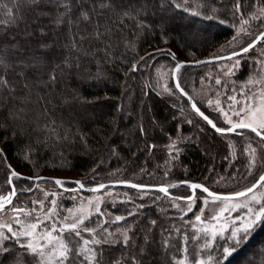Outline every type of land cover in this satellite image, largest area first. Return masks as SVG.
Here are the masks:
<instances>
[{
	"label": "trees",
	"instance_id": "obj_1",
	"mask_svg": "<svg viewBox=\"0 0 264 264\" xmlns=\"http://www.w3.org/2000/svg\"><path fill=\"white\" fill-rule=\"evenodd\" d=\"M69 4L65 9L57 0H42L38 6L32 0H0V77L7 81L0 86V123L5 125L0 127V148L6 157L0 161V196L15 186L13 204L31 208L29 197L38 186L56 185L42 182L34 187L22 177H13L9 184L10 170L20 174L18 169L30 177L77 174L87 188L124 181L167 187L168 195L124 187L104 191L117 192L120 200L85 222L91 228L100 226L97 238L111 241L99 246L100 264H131L133 255L143 264H174L173 257H184V234L189 237L186 264H216L221 246H230V230L212 240L192 227L202 199L209 196L197 189L191 201L174 197L193 196L194 183L218 194L245 189L264 165V143L246 130H238L239 135L215 132L176 89L173 73L183 61L227 55L252 42L264 31V0ZM45 43L47 48L42 47ZM261 54L264 40L242 56L233 78L220 84L206 73L210 66L216 70L215 65L184 66L178 83L217 126L228 128L208 100L223 95L226 103L232 94L242 93L260 72L256 55ZM249 145L255 149L253 175L247 174ZM29 187L31 191H22ZM62 201V208H70ZM188 203L193 208L185 215L181 209ZM11 209L9 205L0 214ZM133 211L136 214L129 215ZM117 216L125 219L116 221ZM12 228L21 231L19 225ZM125 233L129 246L123 243ZM194 234L200 239L192 240ZM165 239L172 245L167 249ZM3 246L9 251L0 254V264H37L14 238ZM220 264H264V227Z\"/></svg>",
	"mask_w": 264,
	"mask_h": 264
},
{
	"label": "snow or ice",
	"instance_id": "obj_2",
	"mask_svg": "<svg viewBox=\"0 0 264 264\" xmlns=\"http://www.w3.org/2000/svg\"><path fill=\"white\" fill-rule=\"evenodd\" d=\"M42 2V0H32L33 4L37 6ZM58 6L64 7L68 9L70 7L69 0H57ZM184 3H187V0H184ZM180 4H177L179 7ZM239 3L237 4V8H239ZM264 13V9L261 10ZM196 13H193L195 15ZM87 18V17H86ZM255 18V17H253ZM59 20H57V23ZM248 20H243V24H247ZM235 39V38H234ZM256 40H264V33H260ZM231 46V45H230ZM255 46V41L250 42L245 46L242 51L247 53L250 48ZM42 47L47 48V44L45 43ZM239 52H235L232 55H239ZM231 59V57H226ZM239 63V61H236ZM181 65L176 66V71H179ZM231 67V66H230ZM136 68L133 66V71ZM229 73H225L228 75ZM55 79V77H52ZM216 84H220L221 81L219 79L215 80ZM0 86H7V81L0 77ZM176 87L181 90V92L187 95L184 92L183 88L179 83L176 84ZM230 99L235 100V97H229ZM191 99V97H189ZM216 108L220 111L225 119V123L230 125L228 128L219 127L217 123L213 121V119L209 118L200 108L197 106L195 102L191 104L192 109L199 115L208 125H210L215 132L220 133L222 135L227 133H236L237 129H247L251 133L255 134V137L259 138L261 143H264V92L261 93V101L259 104L253 105H245L243 108L236 110L234 106H229V111H232L238 119L234 121L232 117L229 115L228 111H225L222 107H220L219 99L216 100ZM208 104L212 105L213 101L208 100ZM191 123V121H189ZM0 127H5L3 123H0ZM143 132L144 129H141ZM2 138V137H0ZM7 145H5L6 147ZM250 152L252 153L251 160L249 162V171L248 175H253L252 168L255 166V149L249 145ZM5 154L3 148H0V161L4 160ZM264 159V157H262ZM15 177L17 179L21 178L20 174H18L15 170H10V176L8 179V183L12 184V178ZM54 183L59 186H63V182L61 180H55ZM83 187L81 182H76ZM175 187V185H171ZM105 185L101 184L98 188H93L92 191H99L104 188ZM129 187L132 188H143V185L129 184ZM190 187L195 189H201L203 192L207 193L209 197L212 198L211 201L205 200L204 207H207L209 203H216L217 201L222 202V206L213 211V214L210 217H206L202 219L204 214V208H201L200 214L195 216L196 223L192 224V227L195 233H209L211 232L212 240L216 239L217 232L214 230L215 225H213L212 221H219L223 214L227 211H235L237 209H246V212L243 216H237L231 220V224L233 227L229 231V247L221 246L222 255L217 259L216 264H220L221 260L226 261L228 257L232 256L233 253L237 250L238 246H242L246 244L252 234L261 227H264V191L257 192L258 189H264V165L261 166V170L255 174V178L251 181V183L243 190L237 191L231 195L221 196L217 193L209 191L206 186H202L200 184H191ZM31 187L23 189L22 191H31ZM69 189H65L68 191ZM73 191L75 189H72ZM160 192L168 194L167 187H160L158 189ZM16 195L15 186H13L10 195L8 196H0V212H4L6 210V204L12 205V212L14 213H23L26 217L32 216V213L37 212V209L26 210L23 208H18L13 204L12 197ZM46 197L49 195L45 194ZM240 198H244L241 200ZM176 200L184 199L187 201L193 200V196L188 197H174ZM198 199V197H197ZM34 204L39 205V212L43 213L41 216L39 213L35 217H33L34 222L24 223L21 221L19 216L12 217L13 221L17 224L22 225L21 231H15L10 224L0 223V229L7 228V231L11 233V237L5 235L3 231H0V254L6 253L9 251L7 247L3 246V241L9 239H15L16 243L20 245L21 248L29 250L30 253L37 258V264H100L98 259V249L102 244L111 243L107 239V237H101L99 227L91 228L85 224V221L88 220L89 214L88 210L83 207L78 210V214L72 213L70 211L68 216L59 217V219H55L54 217L58 216V213L55 212L56 201L51 200L49 203L52 205L47 211H44V202L37 200L33 201ZM92 202L89 201V207L91 208ZM254 205H259V207H254ZM140 207H143L142 205ZM178 207V206H177ZM193 208L192 203H188L186 209H181L186 215L188 212H191ZM94 211L99 213L100 207L99 203L95 205ZM135 211L130 212L129 215H135ZM102 215V213H101ZM125 217L117 216L115 218L116 221L124 220ZM71 221L70 223L68 221ZM47 221H51V225L49 227ZM107 222V221H105ZM155 221H152V225H155ZM189 223H191L189 221ZM44 225V230L41 233H37L36 230ZM198 225H203L200 227ZM179 231V229H177ZM223 227L221 228L220 235L223 236ZM56 235H53V234ZM87 233L88 238H86L83 234ZM109 236L112 233L108 234ZM123 243L125 246L128 245L129 236L125 233L123 234ZM22 237L29 238L27 242L22 240ZM145 243H148V237L145 238ZM192 240L200 239V236L193 235L191 237ZM43 240L44 243L40 241ZM184 247L183 253L184 257L181 259H176L173 257L174 264H186L188 257V241L189 237L187 234L183 236ZM211 241L204 244L202 247L207 248L210 245ZM171 243L169 239H165L163 241V247L165 249L171 247ZM143 253V249L140 250ZM114 264H121L119 260L115 261ZM131 264H143L142 261L137 260L136 256L133 255L131 257ZM193 264H205L203 260H193Z\"/></svg>",
	"mask_w": 264,
	"mask_h": 264
},
{
	"label": "rangeland",
	"instance_id": "obj_3",
	"mask_svg": "<svg viewBox=\"0 0 264 264\" xmlns=\"http://www.w3.org/2000/svg\"><path fill=\"white\" fill-rule=\"evenodd\" d=\"M161 17H162V15H161ZM242 31H243V29H242ZM180 32L183 33V31H180ZM259 51L262 52L261 50H259ZM259 51L256 50L255 53H257ZM256 57H257V60H259V62L261 63L260 64V72H259L258 76L256 77V79L252 80L253 82L250 81L248 84H246V88L242 89V91H243L242 93H240V94L236 93L235 95L232 94L231 96H229V97H235V100L230 99L228 97V99L226 100V103H224L223 102V95H222V97H216L213 100V104L211 105L212 107L216 108L215 102L217 99H219L220 107H222L225 111H228L229 115L232 117V119L234 121H236L238 119V117H236L232 111H229L230 105L234 106V108L236 110H239V109L243 108L246 104L247 105L259 104L261 101V93L264 92V56L261 54V56L256 55ZM236 61H239V63H236ZM242 61H243V58L239 57V58H236V59H233L230 61L211 64V65H215L213 67H216L215 68L216 70L212 69V67L209 65L210 68H208L206 70V73L210 78L215 77L214 78L215 80L216 79H219V80L232 79L233 76L239 70V67H240ZM179 71H180V69H179ZM225 73H229V74L225 75ZM204 93L209 95V92H207L206 90H204ZM210 100H212V99H210ZM218 113L221 114V116L223 118V122H224V124H226L223 114L220 111H218ZM226 125L228 127H230V125H228V124H226ZM203 153L207 156L209 155V151L206 147L203 148ZM18 172L22 175H29L28 172H26L23 169H18ZM46 176L66 178V179H79L81 177L80 175L72 174V173H68V172H59L56 174L47 173ZM65 189H66V187L60 188V187L53 185V184L52 185L41 184L40 186H38L36 188L35 193L29 197V199H31V201H32V207L31 208H28L27 206L21 207V208L29 210V211L31 209L35 208V209H37V212L32 213V216L26 217L23 213H14V212H12V210H9V212L7 211V213H5V214H0V223L10 224L12 227H13V224L19 225L20 229L22 230V225L15 223L13 221L12 217L19 216L22 222L28 223V221L34 222L33 217H35L37 215V213H39L41 216H43V213L39 212V205L33 203V201H37V200L44 202V211H47L50 207H52V205L49 203V201L55 200L56 201L55 212L59 213L60 215L63 214V217L68 216L70 211L72 213L78 214V210L83 207L84 209L88 210V214H89L90 218L93 216H96V215H101V213H103L102 211H103V208L105 207V205L111 204V203L113 204L114 202L120 200L119 196H118L119 194L117 192L112 191V190H109L106 192L103 191L101 193H96V194H84V193L72 191V189H69V188H67V189H69L68 191H65ZM261 191H264V189H258L257 190L258 193ZM46 193L49 194V195H47V197L45 195ZM4 196H8V195H4ZM240 199L243 200L244 198H240ZM60 200H63L62 203H64V202L69 203L70 208H68V209L62 208L61 202L59 203ZM205 200L211 201L212 198L205 197L202 199V207L201 208H204V214L202 216V219H205L206 217H210L213 214L214 210H216L222 206V202L217 201L216 203H209V205L207 207H204V201ZM89 201L92 202L91 208L89 207ZM97 203H99V207H100L99 213L94 211L95 205ZM254 207H259V205H254ZM245 212H246V209H243V208L237 209L235 211H227L223 214V216L220 218L219 221H212L211 223L213 225H215L214 230L217 232V235H220L219 233H220L222 227L224 229L223 235L227 231H229L233 227V225L231 224V220L237 216H243L245 214ZM197 214H200V211ZM54 218L59 219L58 216H56ZM88 220H86V221H88ZM68 222L70 223L71 221L69 220ZM47 223L50 227L51 221H47ZM198 226L203 227V225H198ZM0 230L7 231V228L0 229ZM43 230H44V225H41V227L38 228L36 230V232L41 233ZM207 234L211 238V232H209ZM53 235H56V234L54 233ZM22 238L24 239L25 242H27V240L29 239L27 237H22ZM40 242L44 243L43 240H41Z\"/></svg>",
	"mask_w": 264,
	"mask_h": 264
},
{
	"label": "water",
	"instance_id": "obj_4",
	"mask_svg": "<svg viewBox=\"0 0 264 264\" xmlns=\"http://www.w3.org/2000/svg\"><path fill=\"white\" fill-rule=\"evenodd\" d=\"M264 33V31L262 32ZM259 36V35H258ZM257 36V37H258ZM255 41V46L250 48V50L248 52H250L251 50H253L254 48H256L263 40H256V38L253 40ZM252 41V42H253ZM239 52L240 54L239 55H232L233 53H230V54H227V55H223V56H217V57H211V58H204V59H201V60H198V61H183L181 62L179 65H181L180 69L184 66H189V67H202V66H206V65H211V64H216V63H221V62H226V61H230V60H233V59H236V58H239V57H242L243 55L247 54V53H244L241 50L237 51ZM235 53V52H234ZM226 57H231V59H228ZM177 74H178V71H176V68L174 69V73H173V79H174V83H175V87H176V84L178 83V79H177ZM176 89L187 99V101L189 102V105H190V108L191 110L196 113L192 107H191V104L194 102V100L191 98L189 99V95H185L181 92V90L179 88L176 87ZM185 92V91H184ZM199 116V115H198ZM200 117V116H199ZM210 126V125H209ZM211 127V126H210ZM212 128V127H211ZM213 129V128H212ZM214 130V129H213ZM238 130H246V131H249L247 129H237ZM215 131V130H214ZM250 132V131H249ZM227 134H230V133H227ZM254 134V133H253ZM255 135V134H254ZM20 177L28 180V181H31L35 184L34 187H36L39 183H42V182H52L54 183L55 180H61L63 182V186H59L57 185L58 187L60 188H64L65 185H74L75 187L73 189H75L74 191L75 192H80V193H84V194H96V193H101L103 191H105L106 189H110V188H120V187H124V188H129V189H133V190H138V191H141V192H160L158 189L161 187V186H148V185H143L145 187L143 188H132V187H129V184H136V185H141V184H137V183H133V182H127V181H124V182H109V183H106V184H103L105 185L104 188L100 189L99 191H92L93 188H87L83 183L82 181L80 180H77V179H66V178H58V177H51V176H40V177H30V176H27V175H20ZM76 182H81V184H83V187H81L80 184L76 183ZM55 184V183H54ZM94 188H98V187H94ZM168 189V188H167ZM199 189V188H198ZM196 190H193L191 188V191L194 193L193 194V197L195 196V193H196ZM73 191V190H72ZM211 191V190H209ZM213 192V191H211ZM162 193V192H160ZM215 193V192H214ZM165 194V193H163ZM169 194V192H168ZM167 194V195H168ZM207 194V193H206ZM218 194V193H217ZM166 195V194H165ZM221 196H226V195H231V194H219ZM16 196V195H15ZM15 196L12 197V201L13 199L15 198ZM211 198V197H210ZM9 206L8 204H6V207Z\"/></svg>",
	"mask_w": 264,
	"mask_h": 264
}]
</instances>
